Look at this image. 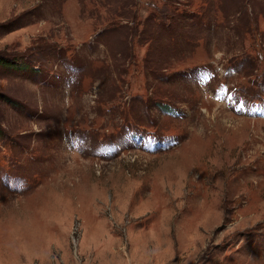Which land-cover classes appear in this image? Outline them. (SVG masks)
Returning a JSON list of instances; mask_svg holds the SVG:
<instances>
[{"label": "rangeland", "instance_id": "1", "mask_svg": "<svg viewBox=\"0 0 264 264\" xmlns=\"http://www.w3.org/2000/svg\"><path fill=\"white\" fill-rule=\"evenodd\" d=\"M0 264H264V0H0Z\"/></svg>", "mask_w": 264, "mask_h": 264}, {"label": "trees", "instance_id": "2", "mask_svg": "<svg viewBox=\"0 0 264 264\" xmlns=\"http://www.w3.org/2000/svg\"><path fill=\"white\" fill-rule=\"evenodd\" d=\"M5 63L6 62L3 59L0 58V65H2V64L4 65Z\"/></svg>", "mask_w": 264, "mask_h": 264}]
</instances>
